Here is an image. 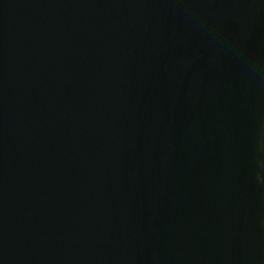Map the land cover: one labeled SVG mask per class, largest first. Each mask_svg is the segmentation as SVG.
Wrapping results in <instances>:
<instances>
[{"label":"water","instance_id":"water-1","mask_svg":"<svg viewBox=\"0 0 264 264\" xmlns=\"http://www.w3.org/2000/svg\"><path fill=\"white\" fill-rule=\"evenodd\" d=\"M0 264H264V0H0Z\"/></svg>","mask_w":264,"mask_h":264}]
</instances>
